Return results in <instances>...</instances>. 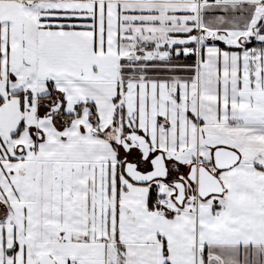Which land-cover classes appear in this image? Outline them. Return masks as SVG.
Returning <instances> with one entry per match:
<instances>
[{"label":"snow or ice","instance_id":"snow-or-ice-1","mask_svg":"<svg viewBox=\"0 0 264 264\" xmlns=\"http://www.w3.org/2000/svg\"><path fill=\"white\" fill-rule=\"evenodd\" d=\"M0 264H264V0H0Z\"/></svg>","mask_w":264,"mask_h":264}]
</instances>
